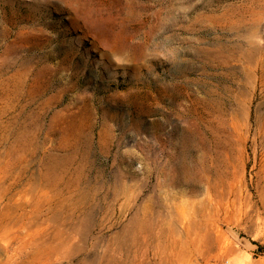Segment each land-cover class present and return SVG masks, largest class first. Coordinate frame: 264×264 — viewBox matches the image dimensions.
Masks as SVG:
<instances>
[{"label":"rangeland","instance_id":"rangeland-1","mask_svg":"<svg viewBox=\"0 0 264 264\" xmlns=\"http://www.w3.org/2000/svg\"><path fill=\"white\" fill-rule=\"evenodd\" d=\"M0 264H264V0H0Z\"/></svg>","mask_w":264,"mask_h":264},{"label":"water","instance_id":"water-1","mask_svg":"<svg viewBox=\"0 0 264 264\" xmlns=\"http://www.w3.org/2000/svg\"><path fill=\"white\" fill-rule=\"evenodd\" d=\"M241 239H243V241H242V242H244V243H248V242H245V241H244V240H247L246 238H244V237H243V238H241Z\"/></svg>","mask_w":264,"mask_h":264},{"label":"bare ground","instance_id":"bare-ground-1","mask_svg":"<svg viewBox=\"0 0 264 264\" xmlns=\"http://www.w3.org/2000/svg\"><path fill=\"white\" fill-rule=\"evenodd\" d=\"M203 206V205H202Z\"/></svg>","mask_w":264,"mask_h":264}]
</instances>
